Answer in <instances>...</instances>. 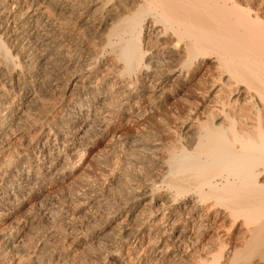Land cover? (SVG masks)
Listing matches in <instances>:
<instances>
[{"label":"bare ground","instance_id":"6f19581e","mask_svg":"<svg viewBox=\"0 0 264 264\" xmlns=\"http://www.w3.org/2000/svg\"><path fill=\"white\" fill-rule=\"evenodd\" d=\"M55 54L60 97L39 105L30 77ZM173 86L204 105L179 118L160 186L118 173L116 233L95 241L75 217L95 189L58 187L103 147L149 146L138 129ZM0 154V264H264V0H0ZM36 220L62 238L30 240Z\"/></svg>","mask_w":264,"mask_h":264},{"label":"rangeland","instance_id":"374dc122","mask_svg":"<svg viewBox=\"0 0 264 264\" xmlns=\"http://www.w3.org/2000/svg\"><path fill=\"white\" fill-rule=\"evenodd\" d=\"M79 38L80 40L83 41V42L81 41L83 48H86L87 45L89 48H93L94 33L92 30L89 31V28H83L82 32L81 31L79 32ZM81 57H83V55H81ZM51 58H52L51 59L52 62L50 61L51 63L49 62L47 64L46 72H43L41 69H36V72L32 73L30 77V79L34 80V82L41 83L43 85V90L48 91L47 93H45L47 94L46 95L47 97L42 99L44 104L40 103L39 105L49 104L51 103L50 101L55 102L56 100H58L57 96L60 95L58 93L59 89H56L55 91L53 87L59 88L57 83L60 84L59 82L61 81V78L63 79L64 66L60 61L61 58L58 54H57V58H56V54L52 55ZM57 59L58 61H56ZM169 61L171 60L169 59ZM34 74L35 75L37 74V76H35ZM175 88H176L175 86L167 88L168 90L163 95V97H161L162 99L160 98V100L156 99L157 101L156 100L152 101L151 110L153 111V114L150 115L151 114L150 113L149 122L148 123L145 122L148 125L144 123L145 126H141V129L140 128L138 129V132L143 131L145 128L149 130V146L147 145L145 146L144 144L143 145L138 144L137 146L134 147V152L132 154H130L129 151L126 152L127 154L121 153V146L118 145L103 147L100 154H97L94 157H92L89 160L88 164L76 170L69 178L65 179L64 182L61 183L62 185L60 184V187H58L59 189H65V191H67L68 189L71 190L86 189V188L95 189L97 199L101 201L102 204L99 202L100 206L98 205L90 208L88 206H82L78 210L79 212L77 211L75 214V217L78 219V221L82 223L83 226L85 224H87V227L89 225L90 227L92 226L91 230H89L88 235L91 232L96 234V232L98 231L96 237H94L95 241L99 240V242L101 243H107L109 242V240L113 238L114 234L116 233L115 232L116 223L113 221L109 223V220L112 219L115 215L114 208H112V206L109 205H111L114 202L113 201L114 199L118 198L119 190L117 189L121 188L120 183L117 179L118 173L126 172L127 184L129 183L130 185L133 186H137V184L145 185V183H150V184L155 183V185L160 186L162 184L161 181L163 179V177L161 176H163L165 169L163 164H161L162 162L158 160H160V157L166 155L167 152L166 150L168 145L171 144L174 145L180 142V140L181 141L185 140V137L180 136L179 132L177 131L178 123L179 120L181 119L180 117H183V119H185L190 115L189 111L187 110L188 109L187 107H189V105H192L194 107L197 106V108L204 105V102H202L200 95H196L195 93L191 92L192 90L188 89L186 91L185 90L179 91L176 90ZM52 91L54 92L53 95H52ZM214 101L213 102L211 101V103L205 106L206 107L208 106L207 108L209 107L217 108L219 103L217 102V100ZM36 112L39 113L38 108ZM200 118L203 120L204 115H200ZM148 147H149V160H146V158H144V154L148 151L147 149ZM124 165L128 168V173H127V169H125L126 167L124 168ZM1 178L2 175L0 176V183H2ZM11 181L12 180L9 179L8 182H6L7 185L4 187H1L2 185L0 184V189H4V188L12 189L10 186V184L12 185ZM97 190H99L100 192ZM61 200L62 199L60 198L59 199L60 203L61 204L64 203L63 200L62 201ZM65 205H67V203ZM95 207L97 210L95 209ZM109 207H111L110 208L111 210H108ZM92 214L94 217L92 216ZM87 219L89 220L87 221ZM51 223L53 227L56 228H51L52 227V226L50 227ZM58 223L60 225L62 224L61 221L46 222L44 220H36L30 231V234L32 233L31 235H33V237L30 236V240L34 241L37 239H41L43 238L42 237L43 234L47 235V233L51 232V230L52 233L57 234L59 232L57 235L59 236L61 235L60 237L62 238V234H63L62 225L60 226L61 228V232H60V228L59 230L57 228ZM35 236L37 238H35ZM86 255L88 258L89 257L88 254Z\"/></svg>","mask_w":264,"mask_h":264}]
</instances>
